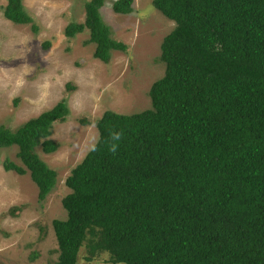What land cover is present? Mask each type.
<instances>
[{"label": "trees", "instance_id": "obj_1", "mask_svg": "<svg viewBox=\"0 0 264 264\" xmlns=\"http://www.w3.org/2000/svg\"><path fill=\"white\" fill-rule=\"evenodd\" d=\"M102 2L85 0L63 33L86 29L107 61L126 44L110 36ZM131 2L110 6L128 13ZM151 4L173 21L159 42L163 72L148 107L96 118L95 141L63 180L65 216L50 221L53 264H77L81 248L111 264H264V0ZM2 14L37 29L22 0H5ZM67 113L60 99L14 129L0 123V146L15 145L18 160L3 169L27 171L39 200L56 173L34 147L55 150L51 124Z\"/></svg>", "mask_w": 264, "mask_h": 264}, {"label": "rangeland", "instance_id": "obj_2", "mask_svg": "<svg viewBox=\"0 0 264 264\" xmlns=\"http://www.w3.org/2000/svg\"><path fill=\"white\" fill-rule=\"evenodd\" d=\"M85 0H22L37 29L30 23L5 18L0 0V123L14 129L25 119L64 99L68 113L51 124L49 138L55 150L38 156L55 170V183L41 200L28 172L5 170L2 160L15 157V145L0 146V264H53L56 241L51 219L62 218L60 198L69 189L63 183L70 167L95 141L96 118L104 109L131 113L149 106L147 89L164 64L157 57L159 42L173 21L151 0H132L128 13L114 12L112 0L99 7L110 36L125 50H111L107 61L92 55L87 30L68 37L63 27L81 21ZM48 40L47 46L43 41ZM70 85V86H69ZM77 264H111L103 254Z\"/></svg>", "mask_w": 264, "mask_h": 264}]
</instances>
